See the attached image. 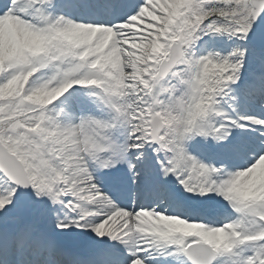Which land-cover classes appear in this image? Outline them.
<instances>
[{
  "label": "snow or ice",
  "instance_id": "6c2138e0",
  "mask_svg": "<svg viewBox=\"0 0 264 264\" xmlns=\"http://www.w3.org/2000/svg\"><path fill=\"white\" fill-rule=\"evenodd\" d=\"M0 264H264V0H0Z\"/></svg>",
  "mask_w": 264,
  "mask_h": 264
}]
</instances>
